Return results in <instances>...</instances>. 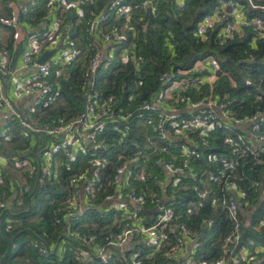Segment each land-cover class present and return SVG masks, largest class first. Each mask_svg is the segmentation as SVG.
<instances>
[{
	"label": "built area",
	"instance_id": "1",
	"mask_svg": "<svg viewBox=\"0 0 264 264\" xmlns=\"http://www.w3.org/2000/svg\"><path fill=\"white\" fill-rule=\"evenodd\" d=\"M17 1L19 2V0H10L9 3L17 4ZM38 1L40 0H24L18 7L11 5L10 14L0 17V26L7 30L5 35L9 37L10 33L13 34L14 51L18 50L19 30H26L30 35L32 34L25 43L26 49L21 51L20 58L24 69L37 67V76L34 79H22L20 68L8 67L4 56L3 61L0 60V148L13 140L16 131L22 138L32 140L35 149L40 148V152L27 157L0 153V215L6 210H14V205L8 200L10 193L3 188L6 175L13 177L17 187V190H13L15 193L13 199L18 207H23L25 198L34 184L44 186L59 179L60 160L62 162L65 158L71 163L80 155L89 154V148L100 147L99 138L106 132L108 123L128 121L135 115V112H117L116 102L104 100L100 92L93 88L99 68L106 59L111 60V55L106 53L104 45L127 41V37L116 29L103 32L102 24L107 20L108 15H102L86 23L87 34L98 43L105 44H102L103 48L98 46L99 50L90 62L89 77L83 85L85 91L89 90L86 93L83 114L65 123L54 122L51 126L39 127L35 122L32 123L31 120L37 109L43 104L50 103L59 94V89L55 90L50 84L54 69L57 66H68L80 53L70 41L63 39L60 32V17L57 15L56 6L52 4L47 19L41 23L42 28L40 26V30L30 32L29 25L21 18L26 17L29 8L35 7ZM52 1L58 5L60 0ZM186 1L172 0L179 10L184 9ZM263 2L264 0H219L218 6L198 24L197 34L200 40L207 41L211 32L217 33L218 41L221 43L233 39L244 40L249 34L253 35V41L263 40L264 20L247 13L264 11ZM77 5L79 6V2ZM157 5L158 2L155 0H144L141 9L155 12ZM136 8L140 7L136 6ZM133 10L134 7L125 4L124 0H113L108 6V11L124 17L125 29H130ZM79 15L82 17L83 13L80 11ZM98 38L102 41L99 42ZM63 43L69 45L67 50L64 49ZM53 46L60 47L59 50L57 49V59L52 58L39 64L38 60L45 49ZM127 59L128 57L124 55L123 60ZM221 71L219 61L213 57L198 62L192 70L183 73L182 79L171 82L167 80L166 89L158 97L159 102L156 103L155 100L144 102L138 110V117L147 119L152 131L179 151L178 156L173 155L167 162L162 163L166 174L170 178L182 173L188 174L197 183H203L201 179L203 175L195 173L193 161L202 157V148L206 150L209 146V136L218 130L229 131L225 139L229 152L220 158L222 164L211 174L210 181L214 185L229 186L234 195L218 198L213 196L211 186L204 185V188L194 193L196 201L187 202V209L182 212L176 209L175 203L171 202L174 199L169 198L166 192H163L161 197L151 193L152 202L156 205L154 208L158 210L154 214L155 222L148 226L138 215L141 212L140 208L145 209L144 204L147 199L138 193L132 182L153 179L161 185L165 183L162 185L165 188L169 179H161L162 172L157 175L149 172L141 164V153L138 152L127 158L124 164L116 169L113 177L115 192L106 203L109 212H122V217L115 218L111 224L119 231L107 233L104 239L97 234L68 232L72 239L82 244V247L71 248L76 264H144L142 260L144 258L153 261L154 264H264V246L257 245L253 241L241 246L246 224L241 217L238 196L235 195L236 184L230 181L234 173L239 171L240 162L247 157H249L247 163H251L253 167L264 168V133L259 132L257 124L263 115L257 112L253 118L248 119L251 123L250 129L241 128L246 135L236 132L231 136L232 126L236 128L235 125L238 123L231 117L230 98L226 96L223 100L215 101L212 94L207 97L201 90L205 84L211 86L213 90L212 85L217 81ZM205 72L207 74H204ZM57 75L61 76L62 71L58 70ZM11 88L12 94L21 93L30 99L24 112L21 110L22 107L17 109L11 98ZM53 94L55 95L52 96ZM184 108L190 112L184 114ZM190 135H196L201 145H198V141L189 139ZM170 138L179 141L178 144L170 143ZM180 142L182 145L179 144ZM125 156L126 154L122 152L119 160L124 159ZM216 159L217 156H209V160ZM106 162V160H98L95 163L97 169L92 173L80 172L72 176L68 184L70 191L66 203L54 212L57 224L65 221L79 222L83 218L87 203L96 195V189L91 181L93 177L98 176V172L104 168ZM134 169L138 172L135 177L132 171ZM14 172L16 175L12 174ZM174 184L178 186L179 179L174 180ZM207 198H209L208 203H213L225 211L231 223V229L220 240L218 255L213 260H209V255L200 251L201 234L189 224L190 220L201 214ZM175 200L179 201V198ZM123 201L126 204L122 203ZM167 203L170 205L167 206ZM211 224L212 220L204 219L201 226L206 227ZM263 225L264 222L261 226ZM10 226L11 224L8 223V228ZM132 241L138 246L143 241L145 248L139 247L138 252H134L129 259L125 251ZM35 247L42 253L48 254L42 243L36 242Z\"/></svg>",
	"mask_w": 264,
	"mask_h": 264
},
{
	"label": "trees",
	"instance_id": "2",
	"mask_svg": "<svg viewBox=\"0 0 264 264\" xmlns=\"http://www.w3.org/2000/svg\"><path fill=\"white\" fill-rule=\"evenodd\" d=\"M112 1L60 0L56 5L52 0H40L35 7L29 8L26 17L21 18L29 27L39 28L48 17L50 4L56 6L63 39L70 41L80 51L68 66L55 68L57 71L61 70L62 75L58 76L56 71L50 79V84L55 90L59 89V94L50 103L43 104L37 109L31 120L33 124L35 122L39 127L51 126L54 122L65 123L83 114L86 93L89 91H85L83 85L89 77L90 62L99 50L97 40L87 34L86 23L102 15H108L107 20L102 24L103 32L116 29L127 37V41L120 44L101 43L105 44L106 53L111 55V60L106 59L99 68L94 78L93 88L100 92L104 100L116 102L117 112H135V115L128 121L108 123L106 132L99 138L100 147L89 148V154L80 155L71 163L63 158L65 167L61 170V177L47 185L37 186V189L34 184L25 198L23 207H18L15 199H11L14 205L11 213L19 214V216L15 217L7 213L5 216L7 218L0 223L8 237H13L19 231L29 228L53 248L65 232L67 225H69L67 233L97 234L102 239L107 233H117L119 229L111 224L115 218L122 217V212H109L106 203L115 192L113 177L116 169L123 165L127 158L138 152L141 153V164L148 171L154 175L162 172L161 179H169L166 181L165 188L153 179L132 182L138 193L147 199L144 204L145 209H149L148 205L153 204L151 193L160 195L166 192L169 198L174 199L171 202L175 203L176 209L182 212L186 211L187 202L196 201L193 195L198 189L204 188V185L211 186L213 196L218 198L234 195L229 186L214 185L210 181L211 174L222 164L220 158L229 152L225 142L229 131L218 130L209 136V146L206 150L202 148V151L204 150L201 151L202 157L193 161L195 173L203 175L201 178L203 183H197L188 174L182 173L171 178L166 174L162 163L167 162L166 158L178 156L179 151L158 137L152 131L147 119L138 117V110L144 102L151 100L159 102L158 97L166 89L167 80L171 82L182 79L183 73L192 70L198 62L213 57L219 61L222 70L213 85V90L211 86L205 84L201 88L202 92L207 97L212 94L215 101L223 100L228 96L231 102L229 110L236 118L248 117L249 119L260 112L263 116L257 124L259 132L264 133V39L253 41V35H251L244 40L233 39L221 43L218 41L217 33L211 32L207 41H201L197 34L198 24L218 6L219 0H187L182 10L177 9L172 0H155L158 2L155 12L141 9L144 0H124L125 4L134 7L129 24L130 29H125L124 17L108 11ZM19 2L22 3L24 0ZM80 11L83 13L82 17L79 15ZM247 13L264 20V11L256 10ZM98 41L102 40L98 38ZM63 44L66 47L69 46ZM4 45L0 40V50L5 48L12 51L13 36L7 47ZM20 54L21 50L18 49L15 55L19 57ZM124 55L128 57L126 61L123 60ZM232 82H235L236 86H233ZM47 100L48 97L45 101ZM231 130L233 131L231 136H234L236 132L244 133L238 127L232 126ZM189 139L198 141L196 135H190ZM178 142L170 138V143L178 144ZM179 144L182 145V142ZM198 145H201L199 141ZM0 151L27 157L40 152V148L35 149L32 140L22 138L16 131L13 140L5 143ZM122 152L126 156L119 160ZM210 155L217 156V159L209 160ZM98 160L107 162L98 172V176L93 177L91 181L96 189V195L87 203L83 218L79 222L65 221L57 224L54 212L66 203L70 191L68 184L72 176L80 172L92 173L94 169H97L95 163ZM248 160L249 157L240 162L239 171L235 172L234 177L230 179L237 185L240 192H238L240 213L246 224L241 246L247 245L249 241L264 246V225L261 226L264 222V198L260 194V188L264 189V168L253 167L251 163H247ZM158 161L161 162L158 163ZM132 171L135 177L138 172L135 169ZM6 179L8 182H6L5 191L12 194V189L17 190L15 181L11 175H6ZM178 179L177 186L174 180ZM177 188L179 189L176 191ZM241 193L244 194L243 197ZM177 198L179 201L175 200ZM28 209L30 213H26ZM138 215L148 226L156 220L154 215H146L142 212ZM204 219L212 220V224L202 227ZM7 223L11 224L8 230H6ZM189 224L201 234L200 249L209 255V260L215 259L218 255L220 240L231 229V223L225 211L213 203L206 202L201 214L190 220ZM135 241H132L125 251L129 259L134 252H138L139 247L145 248L143 241L140 246L134 244ZM36 242L41 243L30 234L17 238L7 264H76L71 248L82 247V244L73 245L64 241L58 255L52 256L38 250L35 247ZM7 246V242L0 235V258L6 252ZM156 258L159 260V256ZM142 260L144 264H154L153 261L145 258Z\"/></svg>",
	"mask_w": 264,
	"mask_h": 264
},
{
	"label": "crops",
	"instance_id": "3",
	"mask_svg": "<svg viewBox=\"0 0 264 264\" xmlns=\"http://www.w3.org/2000/svg\"><path fill=\"white\" fill-rule=\"evenodd\" d=\"M18 2V1H17ZM19 4L20 5H22L21 3H17V4H12V2L11 3H9V1L8 2H5V1H2V0H0V17H5V16H8L9 14H10V12H11V5H13V6H15V7H18L19 6ZM257 18H259V19H262V18H260V17H257ZM45 22V21H44ZM43 22V23H44ZM43 26V25H42ZM42 26H41V28H42ZM33 27V28H32ZM32 27H30L31 29H30V32H34V31H36V30H38L39 28L37 27H34V26H32ZM40 30V29H39ZM6 29L4 28V27H2V26H0V40H1V43L2 44H5L4 45V47L6 46L7 47V44H8V42H9V40H10V38H12V36H13V34L12 33H10V36H9V38H7V36L5 35V33H6ZM18 35H19V44H18V49H20L21 51L23 50V49H26V44L25 43H27V41H28V39H29V37L32 35H30L29 34V31H24V30H19L18 31ZM25 44V45H24ZM99 46L100 47H104L102 44H100L99 43ZM62 47V46H61ZM63 47H64V49L65 50H67L68 49V47H66V46H64V44H63ZM59 46L56 48L55 46H53V47H51V48H49V49H45V51H44V54L45 53H47V52H52V51H55V50H59ZM15 52L16 51H14V50H12V51H8L7 49H5V48H2L1 50H0V60H2L3 61V56L5 57V59H6V61H7V66L8 67H10L11 69H14V68H20L21 69V78L22 79H34L36 76H37V67H34V68H28V69H24V66L22 65V59L20 58V55H19V57L17 56V55H15ZM43 54V55H44ZM42 55V56H43ZM41 56V57H42ZM53 58V60H56L57 59V51H56V53H55V55L54 56H52V57H50V58H48V60L49 59H52ZM39 59V58H38ZM37 59V60H38ZM38 63H39V60H38ZM197 65V64H196ZM56 71H57V69H54V71H53V74L55 73L56 74ZM61 71V70H60ZM10 78H12V77H10ZM216 82V81H215ZM214 82V83H215ZM214 83H213V85H214ZM232 84H233V86H236V84H235V82H232ZM213 85H212V89H213ZM10 96H11V98L14 100V102H15V105H16V107H17V109H21V107H22V111L24 112L25 111V109H26V105H27V103H28V101L30 100L28 97H25L24 95H22L21 93H16V94H12V88H11V90H10ZM183 112H184V114H187V113H189L190 112V110H188V109H186V108H184L183 109ZM231 117L238 123V124H236L235 126L236 127H238V128H248V129H250V125H251V123L250 122H248V117H246V118H242V119H239V118H236L233 114L231 115ZM247 129V130H248ZM0 153H1V151H0ZM7 155L9 156V155H12V156H16L15 154H12V153H7ZM215 156V155H214ZM59 162V161H58ZM59 164H60V170H59V178L61 177V170H62V168L63 167H65V165H64V162L62 161L61 162V160H60V162H59ZM162 167H163V165H162ZM15 173V172H14ZM15 175H16V173H15ZM4 181H5V183L6 182H8L7 181V179H6V177L4 178ZM162 185H165V183L163 184L162 183ZM235 189H236V193H235V195H237V196H239V194H238V192H239V190H238V187H237V185H235ZM261 189V196H262V198H264V189H263V187H261L260 188ZM14 189H12V194H11V196H14L15 197V193H14V191H13ZM240 193V192H239ZM162 194V193H161ZM160 194V195H161ZM241 197H243L244 196V194H242L241 193ZM13 197V198H14ZM150 210H153V208L152 209H150ZM147 215V214H146ZM152 216V215H151ZM245 219H246V216H245ZM68 234V233H67ZM69 235V234H68ZM64 244V243H63ZM191 247H192V245L190 246V249H191ZM190 249H189V254H190ZM58 253H59V251H58Z\"/></svg>",
	"mask_w": 264,
	"mask_h": 264
},
{
	"label": "water",
	"instance_id": "4",
	"mask_svg": "<svg viewBox=\"0 0 264 264\" xmlns=\"http://www.w3.org/2000/svg\"><path fill=\"white\" fill-rule=\"evenodd\" d=\"M250 34L248 35V38H249ZM60 46H61V43H60ZM57 50L55 51H52V52H47L45 53L40 59H39V64H43L46 60H48V58L52 57L55 55ZM204 74H207L206 72ZM259 121V120H258ZM204 151V150H203ZM37 186L36 185V189H37ZM33 195V194H32ZM32 197V196H31ZM30 197V198H31ZM209 201V198L206 199V202ZM122 203H125V201H123ZM157 208H154L153 210H146V209H142L140 208V211L144 214H147V215H154L157 213ZM12 214L10 210H6L4 211L1 215H0V221L3 219V217L6 215V214ZM26 213H30V209H28L26 211ZM13 216L17 217L19 216V214H12ZM65 232L60 236V238L58 239L56 245L51 248L49 246V244L44 240L42 239L41 237H39L34 230L32 229H24L22 231H19L17 234H15L13 237H8L6 236V234L4 233V230L2 229V227L0 226V235L5 239V241L7 242V250L6 252L4 253V255L0 258V264H7V260L11 254V251H12V248H13V245H14V242L17 238H19L20 236L24 235V234H30L32 235L37 241L41 242L43 245H44V248L47 250L48 254L49 255H52V256H57L58 255V251L61 247V244L66 241L68 243H71L73 245H80L79 241L77 240H74L72 239L68 234H67V231H68V226L65 227Z\"/></svg>",
	"mask_w": 264,
	"mask_h": 264
},
{
	"label": "rangeland",
	"instance_id": "5",
	"mask_svg": "<svg viewBox=\"0 0 264 264\" xmlns=\"http://www.w3.org/2000/svg\"><path fill=\"white\" fill-rule=\"evenodd\" d=\"M7 38H9V37H7ZM166 159H169V158H166ZM150 172V171H149ZM13 175L15 174V173H12ZM153 174V173H152ZM5 187H6V183H5V181H4V185H3V188H4V190H5ZM179 188H177L176 189V191L178 190ZM8 192V191H7ZM158 197H161V195H157ZM11 199H13V196H11V194H9L8 195V200H11ZM170 205V203H167V206H169ZM156 205L154 204H150V205H148V207H149V209H151V208H154ZM15 214V213H14ZM6 216V215H5ZM3 217V219L2 220H4V218L6 219L7 217ZM10 228H11V226H10ZM6 230H8V223H7V226H6ZM201 245V244H200ZM200 251L202 252V249H200Z\"/></svg>",
	"mask_w": 264,
	"mask_h": 264
}]
</instances>
